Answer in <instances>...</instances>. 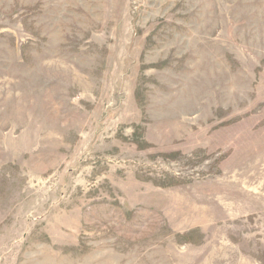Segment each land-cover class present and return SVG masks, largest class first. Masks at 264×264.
<instances>
[{"label": "rangeland", "instance_id": "374dc122", "mask_svg": "<svg viewBox=\"0 0 264 264\" xmlns=\"http://www.w3.org/2000/svg\"><path fill=\"white\" fill-rule=\"evenodd\" d=\"M0 264H264V0H0Z\"/></svg>", "mask_w": 264, "mask_h": 264}]
</instances>
